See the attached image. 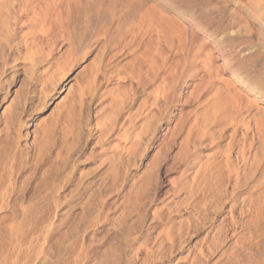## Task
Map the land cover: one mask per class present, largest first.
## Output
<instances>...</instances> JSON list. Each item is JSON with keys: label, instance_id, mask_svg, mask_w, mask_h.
Segmentation results:
<instances>
[{"label": "rangeland", "instance_id": "1", "mask_svg": "<svg viewBox=\"0 0 264 264\" xmlns=\"http://www.w3.org/2000/svg\"><path fill=\"white\" fill-rule=\"evenodd\" d=\"M11 1L0 264H264V0Z\"/></svg>", "mask_w": 264, "mask_h": 264}, {"label": "bare ground", "instance_id": "2", "mask_svg": "<svg viewBox=\"0 0 264 264\" xmlns=\"http://www.w3.org/2000/svg\"><path fill=\"white\" fill-rule=\"evenodd\" d=\"M21 3L23 4L24 8L26 11L32 9V6L31 4L33 2L39 4V3H42L44 2V0H20ZM46 1V0H45ZM48 1V0H47ZM51 3H52V7L56 10V15H57V33L58 35H61V32H63V25H62V17L64 16L63 13L66 12V17L68 19V22H72V24H76L77 22H82L86 25H88L91 21H92V8L98 10L99 7H100V4L102 3L103 0H97V1H94V0H50ZM11 0H0V8L1 7H4L5 9H9L10 10H13L14 8L11 6L12 2ZM14 6V5H13ZM19 8V7H18ZM24 15V14H23ZM33 15V14H32ZM110 22H109V26L112 24V22L114 21L115 18H117V15L114 11H111L110 12ZM26 17V16H25ZM65 17V16H64ZM8 18V15H7V11H6V15H5V19L3 20L2 18H0V23L1 25L3 26V24L6 25V22H8L7 20ZM56 18V17H55ZM37 20L41 21V20H44L43 19V16L41 14H39V17L36 18ZM151 20V19H150ZM154 20H151L152 23L149 22L150 26L149 27H153L154 30H156V25L159 23L157 22H153ZM5 22V23H4ZM260 22V21H259ZM14 23V22H13ZM157 23V24H156ZM152 24V25H151ZM5 27V26H4ZM9 28V26H7ZM7 27H5L7 29ZM27 27V26H26ZM1 28V27H0ZM133 28V26H132ZM262 28V27H261ZM3 29V28H2ZM131 29V27H130ZM152 29V30H153ZM1 30V29H0ZM12 29H7V32L8 34H11L12 35ZM153 30V31H154ZM127 31H129V29L127 28ZM132 31V29H131ZM130 32V31H129ZM128 32V33H129ZM157 32V31H155ZM131 33V32H130ZM27 36H28V33H26ZM14 35V34H13ZM12 35V37H13ZM25 35V42L28 40L29 37H27ZM35 34H31V37L32 38H35ZM30 37V38H31ZM9 39V38H8ZM30 40V39H29ZM33 40V39H32ZM154 42V49L153 51H155L156 49V41H153ZM5 46V45H4ZM27 69V68H26ZM26 69H24L23 71L25 72V77H26V81H28L30 78H29V74L28 71H26ZM14 73V72H13ZM26 84V83H25ZM31 108V107H30ZM35 109V108H34ZM32 111V109H31ZM28 115V114H27ZM17 116V115H16ZM13 117V116H12ZM14 121H18V117H16V120Z\"/></svg>", "mask_w": 264, "mask_h": 264}]
</instances>
